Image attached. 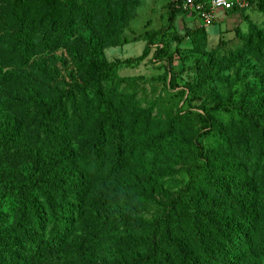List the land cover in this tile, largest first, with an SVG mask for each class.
Instances as JSON below:
<instances>
[{"label": "trees", "instance_id": "obj_1", "mask_svg": "<svg viewBox=\"0 0 264 264\" xmlns=\"http://www.w3.org/2000/svg\"><path fill=\"white\" fill-rule=\"evenodd\" d=\"M245 1L264 13V0ZM62 5L63 30L121 22L115 0ZM166 8L164 28L185 14ZM8 12L0 114L11 118L0 126V208L11 214L7 225L0 214V264H264V125L236 112L205 149L197 137L210 128L218 97L201 115L161 100L140 107L129 93L134 79L115 78L114 64L102 61L78 81L50 87L52 71L34 62L30 75L29 60L64 43L65 31L49 13L26 21ZM163 30L144 32L139 58ZM86 49L91 56L95 47ZM154 55L165 57L162 49ZM209 68L197 66L200 84ZM178 173L187 176L182 187L163 189Z\"/></svg>", "mask_w": 264, "mask_h": 264}, {"label": "rangeland", "instance_id": "obj_2", "mask_svg": "<svg viewBox=\"0 0 264 264\" xmlns=\"http://www.w3.org/2000/svg\"><path fill=\"white\" fill-rule=\"evenodd\" d=\"M63 1L53 0L50 4L47 0H24L13 5L12 0H0L2 37L11 30L9 9H14L15 15L26 21L49 13L55 21V29L65 31L64 43L29 60L30 75H33L32 64H40L53 73L49 86L59 88L70 81H78L86 67L89 70L95 61H102L114 64L115 78L134 79L135 87L129 93H133L140 107L152 106L161 100L173 112L201 115L203 107L213 106L212 97H218L217 108L211 113L212 121H208L212 129H201L197 137V143L205 149L215 145L218 141L216 131L236 119V112L251 115L252 122L264 125V13L257 11L254 3L249 5L243 0L246 4L235 10L225 13L216 10L214 22L206 27L186 14L177 13L172 24L164 28L166 0H115L122 5L121 22L100 30L97 20L63 30L67 12ZM162 29L148 44V54L139 58L145 45L141 38L144 32ZM116 40L119 45L106 46L107 41L115 43ZM86 46L95 47L91 56ZM156 49L164 50L163 59L155 57ZM203 61L210 68L207 79L200 84L197 66ZM82 63L88 65L84 68ZM9 71L12 75L19 73ZM160 78H164L165 85ZM10 118L0 114V126H6L5 120ZM186 180L184 173H178L161 184L167 191H176ZM8 208L10 206L0 208L5 225L9 222L6 217L11 214ZM150 215L146 212L144 217ZM101 216L104 213L96 214L99 219Z\"/></svg>", "mask_w": 264, "mask_h": 264}, {"label": "built area", "instance_id": "obj_3", "mask_svg": "<svg viewBox=\"0 0 264 264\" xmlns=\"http://www.w3.org/2000/svg\"><path fill=\"white\" fill-rule=\"evenodd\" d=\"M174 8L189 17L199 21L200 26L206 27L214 21L216 10L224 11L233 7H241L243 0H166Z\"/></svg>", "mask_w": 264, "mask_h": 264}]
</instances>
